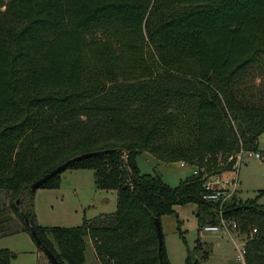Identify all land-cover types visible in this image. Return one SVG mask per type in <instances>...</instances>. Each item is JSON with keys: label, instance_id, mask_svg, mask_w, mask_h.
I'll list each match as a JSON object with an SVG mask.
<instances>
[{"label": "trees", "instance_id": "obj_1", "mask_svg": "<svg viewBox=\"0 0 264 264\" xmlns=\"http://www.w3.org/2000/svg\"><path fill=\"white\" fill-rule=\"evenodd\" d=\"M263 131L264 0H0V191L10 195L0 233L18 216L17 230L32 225L60 264L85 263L87 235L101 264H171L163 232L159 260L154 217L173 213L186 242L174 205L187 203L198 231L220 210L242 234L255 227L246 264H264L263 191L219 208L201 173L171 185L136 162L147 151L220 171L241 147L258 150ZM104 149L66 168H91L96 187L114 189L113 214L36 223L29 184ZM63 170L40 186L57 187ZM202 244L198 234L183 264H200ZM12 256L0 247V264Z\"/></svg>", "mask_w": 264, "mask_h": 264}, {"label": "rangeland", "instance_id": "obj_2", "mask_svg": "<svg viewBox=\"0 0 264 264\" xmlns=\"http://www.w3.org/2000/svg\"><path fill=\"white\" fill-rule=\"evenodd\" d=\"M258 150L260 157L248 152L242 156L237 188L241 198L253 197L263 191L259 199L264 200V131L258 136ZM136 162L141 172L157 171L171 185L177 184L181 178L191 173L189 166L182 167L178 162L160 161L147 151L139 153ZM224 175H228V172H224ZM27 194L28 209L34 214L35 222L41 225L72 226L81 223L83 218L97 220L101 214L110 216L116 208V191L96 187L91 168H66L60 173V183L57 187L39 186L31 192L27 191ZM9 199L10 195L0 191V203H7ZM194 206L192 203L174 205L184 229L186 242L178 234L176 216L173 213L161 216V229L171 264H183L186 248L194 246L198 234L203 241V248L207 251V256L200 259V264H241L236 259L234 242L226 233L198 231L197 219L193 213ZM5 209L9 210V206ZM21 224L18 216L11 219L10 226L14 230L0 233V247H8L13 251L11 264H46L44 251L30 232L17 230ZM88 238V235L85 236L86 261H93ZM236 238L241 240L242 237L236 235Z\"/></svg>", "mask_w": 264, "mask_h": 264}, {"label": "built area", "instance_id": "obj_3", "mask_svg": "<svg viewBox=\"0 0 264 264\" xmlns=\"http://www.w3.org/2000/svg\"><path fill=\"white\" fill-rule=\"evenodd\" d=\"M246 152L250 154L253 153L256 157L261 156L259 150H245L241 147L234 155L229 156V160L233 159L231 165L221 169L220 171H208L204 166H199L197 164L189 165L184 160H179L177 162L182 167L189 166L191 168V172L194 174L201 173L202 185L206 189L203 197L208 201L218 202L220 206L219 208H221L222 203L237 192L239 185V166L242 156ZM224 172H228V175H224ZM220 216L221 218L218 223L205 224L202 226L200 231H222L226 233L234 242L236 259L241 264H246V241L256 231V228L253 227L250 231H248V233L242 234L238 231L235 220L223 217L221 210ZM236 235L241 236V240L236 238Z\"/></svg>", "mask_w": 264, "mask_h": 264}, {"label": "water", "instance_id": "obj_4", "mask_svg": "<svg viewBox=\"0 0 264 264\" xmlns=\"http://www.w3.org/2000/svg\"><path fill=\"white\" fill-rule=\"evenodd\" d=\"M108 149H104V150H89V151H84L81 153H78L66 160H64L63 162L57 164L55 167L51 168L49 171H47L46 173H44L42 176L38 177L36 180H34L33 182H31L29 184V187L31 189H35L37 187L40 186V184L42 182H44L47 178H49L50 176H52L54 173L61 171L63 169L66 168V166L68 164H70L72 161L82 158V157H86V156H90L102 151H106ZM128 160V157H127ZM130 165V163H129ZM20 201V197H17L15 202L16 204H19ZM22 215L24 218V221L29 224V219L28 217L25 215V213L22 211ZM154 223H155V228H156V233H157V238H158V256H159V260L161 261V244H162V229H161V224H160V219L158 217H154ZM30 232L31 235L33 236V238L35 239L36 243L39 244L42 248V250L44 251L45 255L48 257V259L52 262V264H60V262L58 261V259L55 257L54 253L52 252V250L47 247V245H45V243L42 242V240L40 239V237L38 236L35 228L30 225Z\"/></svg>", "mask_w": 264, "mask_h": 264}, {"label": "crops", "instance_id": "obj_5", "mask_svg": "<svg viewBox=\"0 0 264 264\" xmlns=\"http://www.w3.org/2000/svg\"><path fill=\"white\" fill-rule=\"evenodd\" d=\"M88 240H89L91 247H92V252H93L92 259H93V261H86V254H85V263L84 264H92L93 262H97V264H101L100 261L98 260V258L96 257L95 250L93 248L92 241H91L90 237L88 238ZM15 254H16V252H15ZM39 256H40V254H39ZM168 256H169V254H168ZM169 259H171L170 256H169Z\"/></svg>", "mask_w": 264, "mask_h": 264}]
</instances>
